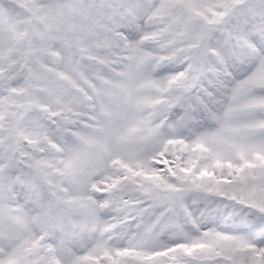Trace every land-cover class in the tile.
<instances>
[{
    "label": "snow or ice",
    "instance_id": "6c2138e0",
    "mask_svg": "<svg viewBox=\"0 0 264 264\" xmlns=\"http://www.w3.org/2000/svg\"><path fill=\"white\" fill-rule=\"evenodd\" d=\"M0 264H264V0H0Z\"/></svg>",
    "mask_w": 264,
    "mask_h": 264
}]
</instances>
